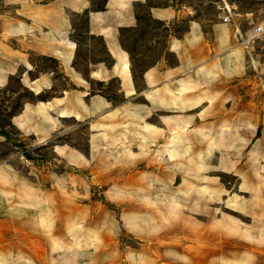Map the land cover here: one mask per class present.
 Returning a JSON list of instances; mask_svg holds the SVG:
<instances>
[{
  "label": "rangeland",
  "instance_id": "1",
  "mask_svg": "<svg viewBox=\"0 0 264 264\" xmlns=\"http://www.w3.org/2000/svg\"><path fill=\"white\" fill-rule=\"evenodd\" d=\"M147 4L190 14L166 27L150 20L146 7H137L141 27L123 31L121 40L131 54L138 83L141 72L156 60L163 57L172 63L166 51L168 37L180 36L188 20L202 22L210 44L226 7L232 22L221 34L226 32L231 39L237 29L244 34L264 18V0H147ZM217 56L221 81L210 89L221 105L211 97L214 101L198 107L152 109L140 97L135 102L141 107H127L125 123L114 125L120 127L116 136L109 122L103 123L105 127L92 124L90 130L85 122L67 120L60 132L39 141L20 132L11 120L23 104L58 97L60 91L36 96L16 79L0 91V168L8 166L16 178L8 183L0 176V264H264V213L255 225L249 210L252 154L262 183L257 195L264 205V55L257 44L247 50L232 40ZM93 87L101 91L93 93L114 104L123 101L114 83ZM166 119L181 123L170 126ZM147 129L151 134L143 139L139 131ZM107 130L114 145L103 140L90 154L92 138ZM133 132L137 138L122 145ZM171 135L185 137L190 161L204 157L205 169L183 170L188 160L169 155ZM59 146L81 156L73 162L67 153L55 151ZM124 149L127 158L121 155ZM183 178L189 179L191 194L199 180L216 193L194 203L179 199L169 210L162 190L170 188L180 197L187 190ZM27 191L52 205L47 223L37 207L28 204ZM136 215L140 223L129 224ZM75 228L77 240L87 237L86 245L73 244L69 232Z\"/></svg>",
  "mask_w": 264,
  "mask_h": 264
},
{
  "label": "crops",
  "instance_id": "2",
  "mask_svg": "<svg viewBox=\"0 0 264 264\" xmlns=\"http://www.w3.org/2000/svg\"><path fill=\"white\" fill-rule=\"evenodd\" d=\"M138 6L147 8L150 20L166 27L190 14L172 6L153 7L147 0H0V91L16 79L36 96L50 91L61 93L23 104L12 124L39 141L60 132L67 120L85 122L90 130L92 124L105 127L103 123L109 122L115 135L120 127L114 125L125 123L127 107H141L135 102L140 97L152 109L193 108L214 99L221 105L210 88L221 81L218 53L236 41L235 35L231 39L226 32L221 34L228 24H220L213 42L207 44L202 22L188 20L180 36L168 37L166 51L172 55V63L163 57L156 60L141 72L138 83L131 54L121 40L123 31L141 27ZM93 83L103 87L114 83L123 101L114 104L109 97L93 93L101 92ZM134 118L136 121L138 117ZM92 130L101 133L100 129ZM99 134L90 139V154L91 149L101 147L103 140L114 145L108 130ZM132 134L128 140L122 139V145L137 138L135 132ZM55 151L67 153L73 162L81 156L62 146ZM125 153L124 149L121 155Z\"/></svg>",
  "mask_w": 264,
  "mask_h": 264
},
{
  "label": "bare ground",
  "instance_id": "3",
  "mask_svg": "<svg viewBox=\"0 0 264 264\" xmlns=\"http://www.w3.org/2000/svg\"><path fill=\"white\" fill-rule=\"evenodd\" d=\"M167 123L170 124V126H171L174 123L176 125H178L181 122L179 120H175V119H168L167 120ZM171 131H173V130H171ZM174 133L175 132H173V134ZM139 134L143 136V139H146V138H149V134H151V132L149 130H148L147 133H144L142 131H139ZM128 135H129V133H128ZM136 135H138V134H136ZM133 136L134 135L132 134V137ZM171 137L172 138H171V147L169 149V155L172 158L175 157V156H177V155H180V156H183V158L185 160L186 159L188 160V164H187L188 167H185L186 165L185 166H182L183 170H188V171L193 170L194 172H196L199 169H205V160H204L205 158L204 157H203V159L196 160L195 162H191L190 161L191 159H189V158H190L191 155L189 153V150H188L189 147L186 144L185 137H182V136L181 137L180 136H174V135H171ZM119 139H120V137H119ZM114 140L115 139H113L112 142H114ZM199 155H201V154H199ZM124 156L127 158L128 157V152L125 153ZM193 165H196V166L195 167H192ZM251 165H252L253 177L251 179V189L252 190H251V200H250V203H249V210H250V213H251V215L253 217V221H254L255 225H257V223L259 222L260 218L262 217V214L264 213V205H263V202L258 199V195H257L259 193V186H261L262 183L259 180V175H258V173H259L258 172V170H259V168H258V161H257V157H256L255 154H252ZM0 176L3 177V178H5L7 180V182L8 181H14V180H16L15 173L8 166H2L0 168ZM205 182L203 180H199V184L197 186L198 188L197 187L196 188L193 187L192 190L194 191V193L191 194L190 193L191 187L189 186L190 181H189V179L183 178V186H184V188H187V190L185 189L184 191H182V195L180 197H178L175 194V191H173L170 188L169 189L165 188L164 190H162V194L163 195L161 197H165L166 199H168L167 200V203L168 202L170 203L169 210H173V209H175L177 207L175 205V203L178 202L179 199L181 201H183V202H188V203H194V202L203 201L204 200V196L206 194L216 193L215 191L208 190L207 184H205ZM25 187H23V189H25ZM27 195H26L27 196L26 198L28 200L27 201L28 204L35 205L34 207H37L36 208L37 211L40 212V214L43 216L42 218H43L44 222L47 223L48 220L51 219L50 217H51V214H52V209H51V206L52 205L50 206L46 202L41 201L38 198V196L33 195L31 192H28ZM181 208H182V205H181ZM140 220H141V217H139L138 215H136L135 217H133V219H131L128 222H129V224L137 225V223H140ZM149 226H152V224L150 223ZM77 233L78 232L76 231V228L73 229V231H70L69 232V236H70L73 244L76 245V246H78V245H80V246L86 245L85 240L86 241L88 240L87 237H83V240L82 241H79L76 238Z\"/></svg>",
  "mask_w": 264,
  "mask_h": 264
},
{
  "label": "built area",
  "instance_id": "4",
  "mask_svg": "<svg viewBox=\"0 0 264 264\" xmlns=\"http://www.w3.org/2000/svg\"><path fill=\"white\" fill-rule=\"evenodd\" d=\"M226 11L221 17L222 23L229 24L232 22V16L228 7H226ZM236 41L244 45L247 50L253 48L254 44L262 47V53L264 55V18L261 20H257L253 22L250 29L246 33H241L239 29L235 32Z\"/></svg>",
  "mask_w": 264,
  "mask_h": 264
}]
</instances>
